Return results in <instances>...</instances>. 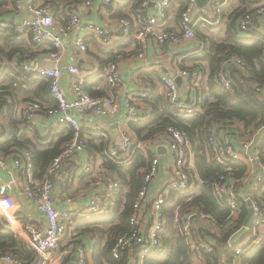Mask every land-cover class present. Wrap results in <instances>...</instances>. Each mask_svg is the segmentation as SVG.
Here are the masks:
<instances>
[{"label":"built area","instance_id":"2783aa9c","mask_svg":"<svg viewBox=\"0 0 264 264\" xmlns=\"http://www.w3.org/2000/svg\"><path fill=\"white\" fill-rule=\"evenodd\" d=\"M129 0H101L107 14L114 18L116 11L126 5ZM199 0H142L141 7L145 14H132L129 17L116 18L118 28L111 33L106 27L92 22H83L82 13L94 8V1L88 0L79 5L67 7V15H58L57 5L47 0H27L28 11L31 17L24 18L14 25L16 34L20 40L28 41L36 46L48 47L50 59L55 63L54 69H49L32 62H24L20 69L23 74L14 76L15 87L19 84L27 86L31 81L45 78L49 83V92L56 101L57 107L45 110L43 104L38 101L27 100L19 105L9 102L13 118L18 128L32 125L40 114L47 117H59L60 125L68 124L75 130V136L64 145L62 153L50 164L46 175L37 179L34 173L32 153L25 147H14L10 153L0 151V171L8 176L3 179L0 174V217L8 224L16 234L26 236L25 243L36 252L38 257L34 261L25 262L16 257L7 255L0 257L14 264H65L74 253H79L78 264H88L87 256L82 247L71 241L61 250V243L68 237L69 232L77 223L97 218L99 216H111L116 209V196L114 194L118 182L107 183V192L101 197L91 201L86 211L74 213L73 211H60L54 202V191L57 179L67 167L77 162L88 144L81 138L80 131L83 129L78 119L69 114L75 111L80 115H95L109 117L116 114L118 103L113 98L90 96L87 89V79L80 74L75 66H69L68 72L73 78L72 100L67 98L62 86L63 72L60 68L65 49L66 40L74 33L73 45L82 54L89 52L87 39L94 40L101 48H111L119 42L131 43L128 51H137L138 57L143 58L140 45L154 42L159 46H171L177 49L185 43L195 39L196 29L200 25L219 26L223 11L231 0H209V9L204 12L200 9ZM151 4L153 7L150 8ZM183 5L180 13L178 29L168 27L170 14L173 7ZM15 9L21 10V0H15ZM71 10L68 11V9ZM264 19V4L256 5L242 14L236 22V29L242 34L252 30L259 21ZM125 49V50H127ZM115 60L110 62L104 74L106 83L117 88L122 83V75L119 70L121 54L115 55ZM239 65L242 62L235 59ZM163 82V97L165 103L177 113L184 116H192L201 109L202 98L195 96L191 102L182 100L175 78L158 66ZM183 75L189 79L186 71ZM2 71L0 72V76ZM29 75H31L29 77ZM218 79L227 91H231L233 81L227 74L226 66L221 68ZM197 85V84H196ZM99 88V86L97 87ZM200 86H198V90ZM152 87L147 86L141 92V98L149 99ZM9 113L8 107L0 109V142L8 140L16 133L12 126L6 128L2 122L5 114ZM127 119H137L135 110L130 108ZM238 124V123H237ZM234 124L232 128L237 125ZM244 128V137L240 135V150L236 149L228 139L211 137L206 143L205 155L210 163L223 168V174L215 182L214 196L222 208L230 211L229 222L236 223L242 214L241 200L246 203L252 201L255 219L249 234L242 242L232 247L227 244V249L235 255V264H243L240 260L242 254L249 248L256 247L264 240V206L253 202L254 193L264 187V162L262 160L263 148L259 139L264 142V123ZM237 132V130H236ZM21 135V131H18ZM247 134L248 139L245 137ZM164 146L168 150L169 161L167 179L162 188L150 200V192L153 183L161 172V156L157 152L158 147ZM152 153L148 168L143 170L142 187L138 199L134 205L133 214L129 220V230L120 234L115 240L112 249V257L116 260L124 258L125 264H146L148 258H158L164 255L163 233L167 218L164 207L171 200L173 191L185 193L186 202L193 200V195L204 182L201 180L196 168L195 148L186 133L173 127L158 133L154 139L139 141L126 130L121 134L120 142L114 151L107 154L119 163L131 165L137 156L146 157ZM166 153V152H165ZM260 164L257 173L251 163ZM245 164L247 171L245 176L237 180L235 167L237 164ZM83 173L90 174L93 169L90 165L82 168ZM250 177L252 179H250ZM252 183V189L243 196L237 187L239 183ZM21 197L31 201L35 208L42 214L44 225L28 224L23 228L21 219L15 214L18 199ZM175 221L179 235L182 237L187 248L190 264H206V256L211 255L217 246L214 240L206 241L201 235L205 230L212 231L217 223L213 216L196 207H178L175 211Z\"/></svg>","mask_w":264,"mask_h":264},{"label":"trees","instance_id":"16d2710c","mask_svg":"<svg viewBox=\"0 0 264 264\" xmlns=\"http://www.w3.org/2000/svg\"><path fill=\"white\" fill-rule=\"evenodd\" d=\"M47 1L57 5L58 15L64 16L67 14V7L79 5L88 0ZM14 2L15 0H0V72L2 71L0 109L3 107L11 109L8 99H15L18 91L23 92L27 96V100L43 104L45 110L57 107L56 101L49 92L48 80L45 78L35 79L26 87L21 84L18 87L14 86L16 82L14 76L23 74L20 72L22 65L24 62L31 61L35 56L34 50L40 48L28 41L20 40L10 18H5L16 10ZM141 3L142 0H129L126 5L116 11L113 17L145 14L146 11L141 7ZM228 8L229 5L223 11V17ZM126 9H129V12H126ZM182 9L183 5L179 8V13ZM239 17L240 15L233 13L230 23L221 33L217 32L214 35L206 36L199 28L195 31L202 46L198 54L187 59L191 65L184 67L183 70L188 73L191 86H194L199 77L201 78L200 89L197 92L199 98H202L199 112L192 116L177 113L165 103L163 95L152 88V94L147 99L152 108L150 119L131 124L136 139L139 141L154 139L158 133L164 132L169 127L186 133L195 148L196 168L204 182L195 191L191 202H186L187 195L185 193L176 191L171 193V200L164 207L167 218L165 231L162 235L165 244L164 255L158 258H148L146 264H190L187 248L179 235L175 221L176 209L188 206L209 213L217 223L213 232L205 230L201 234L206 241L214 240L217 243L213 253L206 256V264H235L233 251L226 247L231 237L242 228L248 215V208L246 203L241 200L240 220L236 223L229 222L230 211L220 207L213 193L214 184L223 174V168L208 162L205 148L211 137L221 139L220 133L226 134L225 136L232 134L234 124H242L248 128L264 123V34L253 28L246 33L252 37H245V34L237 31L235 26ZM88 41L89 39H87ZM129 45L131 43L119 42L111 48L97 46L100 52L109 58L103 65L116 59L114 54L116 49L127 48ZM235 59L240 60L242 65H239ZM14 60L18 65L12 69L8 63ZM223 66H226L227 74L233 81L231 91L225 90L218 79V74ZM7 69L10 70L7 72ZM9 75L13 78L11 82L8 81ZM87 89L90 96L94 98H101L104 95L100 91H94L88 82ZM14 105L12 109L15 107ZM233 131L235 132V130ZM80 134L81 138L87 141L88 147L93 145L94 148L103 151L106 140L102 132L82 129ZM74 136L75 130L68 124L61 125L56 131H52L47 138L35 136L34 139H31L27 132L19 135L17 131L8 140L0 142V151L7 154L10 153V149L20 146L28 149L33 155L35 177L41 179L46 175L51 162L62 153L64 145ZM152 156V153L148 157L139 154L135 162L128 165L119 163L108 154L104 155L105 166L118 175L119 181L114 192L116 196L114 213L111 216L94 220L91 224L93 227L89 229L99 234L100 241L94 254L96 264H125L124 258L116 260L112 257V249L115 246L116 238L129 230V220L142 187V171L148 168ZM237 165L234 175L237 180H240L245 176L247 166L243 163ZM239 186L240 184L237 185V187ZM252 199L254 203L264 206L263 186L254 193ZM103 240H106V243L102 249ZM223 251H225L224 263L222 260ZM7 255L25 262L34 261L38 257L36 252L0 217V257ZM240 260L243 264H264V240L258 246L245 251Z\"/></svg>","mask_w":264,"mask_h":264},{"label":"crops","instance_id":"0c3cea01","mask_svg":"<svg viewBox=\"0 0 264 264\" xmlns=\"http://www.w3.org/2000/svg\"><path fill=\"white\" fill-rule=\"evenodd\" d=\"M93 1L94 8L82 13V21L100 24L106 27L111 33L115 32L118 28V21L116 18H112L107 14L106 8L102 5L101 0ZM200 4V9L204 12L208 11L209 0H202V2L200 1ZM262 4H264V0H231L229 8L225 11V16L221 17L220 26L206 27L205 25H200L198 28L206 36L214 35L217 32L221 33L230 23V18L233 13L241 16L245 11L256 5ZM181 6L182 5L180 4L173 7L170 14V20L167 23L168 27L173 29L179 28V8ZM152 7L153 4H151L150 8ZM69 10H71V8H69L68 11ZM125 11L129 12V9H126ZM29 17L31 16L28 11L27 0H21V10H15L5 18H10L11 23L16 24L18 21ZM254 30L264 34V19L256 24ZM73 37L74 33L70 34L66 40V49L62 63L60 64V68L63 72L62 86L66 92L67 98L69 100H72L73 98L72 82L74 78L68 72L67 68L69 66H75L80 70V74L86 77L88 84L94 91H100L104 93L103 97L113 98L118 103L116 114L109 117L80 115L75 111L69 112L71 116L78 119L83 129L93 132H102V135L106 140V145L103 151L94 148L93 145V147L89 145L87 150L80 155L78 161L71 163L57 179L53 194L56 208L60 211H73L74 213H78L80 211L88 210L93 199L99 198L107 192V183L109 181H119L118 175L105 166L103 157L107 154V151L111 152L116 149L117 144L120 142L123 130L129 132L136 139L131 124L150 119L152 114L151 105L147 100L142 99L140 94L145 87L150 86L153 89H156L160 95H163L164 86L158 66L162 65L165 68V71L175 78L176 82L178 79L181 80L182 88L181 90L179 89V91L182 100L191 102L192 99L197 96L198 86H200L199 81L201 78L199 77L194 86H191L189 79L183 75L182 71H184V67L191 65L187 59L190 56L199 53L202 43L197 36H195V39L185 43L177 49L171 46H159L154 42H148L145 45L139 46L140 50L143 51V58L138 57L137 51H128L126 47L118 48L115 50L114 54L116 55L119 53L122 56V59L119 61L122 83L119 87L112 88L106 83L103 77L109 64L103 65V63H106V61L109 60L108 56L100 52L97 48V43L92 39H89L88 41L89 52L87 54L80 53L73 45ZM245 37L251 38L252 36L245 34ZM33 53H35L34 58L29 61L32 62V64L40 65L49 69L55 66V64H53L54 62L50 59V50L48 47L35 49ZM8 65L12 69H15L18 64H16V60H14L13 62L8 63ZM9 70L10 69H7V72ZM8 81H13V78H11L10 75L8 76ZM98 86L99 88H97ZM16 94L17 97L15 99H8V103L11 102L12 104L19 105L27 100V96L23 92L18 91ZM130 108L135 110L137 119L140 121L127 119V113ZM8 111L9 113L7 115L5 114V117L2 120L6 128L12 126L16 129V132H27L28 137L31 139H34L35 136L47 138L51 135L52 131H56L61 126L58 120L59 117H47L45 114H40L34 123L28 126L29 128L23 127L20 129L16 125L11 110L8 109ZM243 127L244 125L237 124L233 129L235 132L232 130V134H229L228 136L220 133L221 139H228L236 149L240 150V135L244 132ZM87 138L89 137L87 136ZM95 141L98 143L97 140ZM260 142L264 152V142L262 141V138L259 139V143ZM160 156L162 162L161 172L153 183L150 192V200L155 197L156 193L164 185L168 176V168L171 165L168 152L162 153ZM86 165L92 167V173H83L82 168ZM251 166L257 173L259 172L260 164L258 162H254V164L251 163ZM0 174L3 179H8V176L2 174L1 171ZM239 184L240 186L238 188L243 196L248 194L252 189V183ZM15 214L21 219L23 228L31 223L38 225L45 224L42 214L35 208L31 201L24 197H21V200L18 199ZM101 217L103 216L77 223V225L69 232L67 237L68 242L64 241L61 243V250H64L66 245L73 241L76 245L84 249L87 256V263L96 264L94 254L100 241L99 234L89 229L93 227L91 224L94 220ZM20 237L25 242L26 236L24 233H22ZM105 243L106 240H103L101 244L102 249L104 248ZM216 247L217 246H215V248ZM222 253V260L224 263L225 251ZM78 254L79 253H74L71 258L66 260L65 264H78ZM0 264L14 263L0 259Z\"/></svg>","mask_w":264,"mask_h":264},{"label":"water","instance_id":"95a60500","mask_svg":"<svg viewBox=\"0 0 264 264\" xmlns=\"http://www.w3.org/2000/svg\"><path fill=\"white\" fill-rule=\"evenodd\" d=\"M200 1L202 2V0L198 1L199 6L201 5ZM53 64H55V63H53ZM54 68H55V66H53L50 69H54ZM157 152L159 154H162V153L168 152V150L166 147L160 146V147H158ZM254 219H255V212L253 209V203L250 200V201H248V215H247V218H246L242 228L237 233H235L229 241V243L232 247H234L237 244H239L240 242H242L243 239L249 234V230L253 225Z\"/></svg>","mask_w":264,"mask_h":264},{"label":"rangeland","instance_id":"374dc122","mask_svg":"<svg viewBox=\"0 0 264 264\" xmlns=\"http://www.w3.org/2000/svg\"><path fill=\"white\" fill-rule=\"evenodd\" d=\"M206 27H211V26H206ZM211 33H213V32H211ZM180 81H181V80L178 79V81L176 82V84H177V87L181 90V88H182V84H181ZM245 135H246L245 139L247 140V139H248L247 134H245ZM241 137H244V132L241 134ZM262 160H264V156H262ZM250 179H252V178L250 177ZM248 183H250V182H248ZM107 228H108V227H107ZM72 239H73V238H72ZM64 241H65V242H68V238L65 239ZM64 241H63V242H64Z\"/></svg>","mask_w":264,"mask_h":264}]
</instances>
